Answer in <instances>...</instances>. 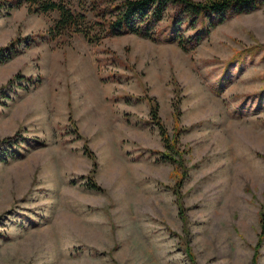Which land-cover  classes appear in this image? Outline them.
I'll list each match as a JSON object with an SVG mask.
<instances>
[{
	"label": "rangeland",
	"instance_id": "obj_1",
	"mask_svg": "<svg viewBox=\"0 0 264 264\" xmlns=\"http://www.w3.org/2000/svg\"><path fill=\"white\" fill-rule=\"evenodd\" d=\"M8 2L0 264H264V0L206 33L214 15L180 22L203 32L191 48L170 37V7L152 38L88 41L38 37L54 11Z\"/></svg>",
	"mask_w": 264,
	"mask_h": 264
},
{
	"label": "trees",
	"instance_id": "obj_2",
	"mask_svg": "<svg viewBox=\"0 0 264 264\" xmlns=\"http://www.w3.org/2000/svg\"><path fill=\"white\" fill-rule=\"evenodd\" d=\"M259 1L262 0H89L87 3L85 0H76L77 7L72 9L66 0H9L5 8L9 9L24 4L28 12L48 13L54 11L55 16L50 19L44 33H40L38 37L54 39L64 33L69 35L79 33L88 41H94L104 34L122 32H134L152 38L154 36L153 25L161 20L164 11L170 7L172 9L169 16L172 28L170 37L176 40L181 48H191L201 39L203 32L197 30L191 36H184L177 31L180 22L214 15L215 20L209 19L204 28V33H206L209 27L223 20L228 13L247 11ZM85 7L94 16L93 22L91 21L92 25L87 17ZM34 38L36 36H33L31 41ZM27 40H25L26 43L29 42ZM17 47L18 42L15 37L4 46H0V61L10 58L17 51ZM14 77L21 78L22 76L15 73ZM27 79L33 82L31 78ZM35 80L36 83L39 78ZM149 113L150 121H153L158 128L164 147L167 150H173L174 143L159 120L154 102L149 104ZM159 152L160 158L173 161L170 154ZM91 179L88 176V186L96 188L97 185Z\"/></svg>",
	"mask_w": 264,
	"mask_h": 264
},
{
	"label": "crops",
	"instance_id": "obj_3",
	"mask_svg": "<svg viewBox=\"0 0 264 264\" xmlns=\"http://www.w3.org/2000/svg\"><path fill=\"white\" fill-rule=\"evenodd\" d=\"M55 13V12H54Z\"/></svg>",
	"mask_w": 264,
	"mask_h": 264
}]
</instances>
